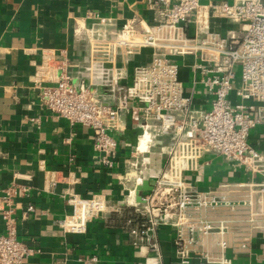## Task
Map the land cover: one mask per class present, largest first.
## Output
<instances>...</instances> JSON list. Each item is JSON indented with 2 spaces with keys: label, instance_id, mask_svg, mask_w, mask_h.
I'll return each mask as SVG.
<instances>
[{
  "label": "built area",
  "instance_id": "2783aa9c",
  "mask_svg": "<svg viewBox=\"0 0 264 264\" xmlns=\"http://www.w3.org/2000/svg\"><path fill=\"white\" fill-rule=\"evenodd\" d=\"M144 3L153 12L151 22L135 17L117 25L114 18L96 17L78 25L74 35L85 65L76 73L69 65L61 66L49 77L43 76L44 65L38 67L40 104L57 118L89 127L106 165L114 163L116 135L134 134L137 142L131 145L134 158L129 164L144 166L155 180L152 190L142 192L141 202L135 187L145 179L137 177L129 192L128 205L136 216L127 228L135 244L146 245L160 257L158 228L167 224L183 264L195 258L198 264H238L226 251H251L256 244L264 254V0ZM215 17L237 23L238 29L226 34L213 29L210 21ZM190 24L195 26L193 36ZM144 48L152 49L150 60L134 67L131 84L122 83L126 67L120 60ZM175 55L195 58L201 74L195 80L204 85L208 108L193 104L194 89L189 91L180 79L179 63L171 59ZM124 113L130 115V128L122 123ZM149 143L160 144L163 164L148 149ZM209 153L247 177L231 174L206 189L186 179L185 171H196ZM3 190L0 264H22L34 249L18 236L15 203L29 195L30 187L13 183ZM68 203L71 209L59 225L74 234L86 232L96 218L119 212L104 193L72 195ZM34 210L29 204L26 211ZM261 238L263 243H257Z\"/></svg>",
  "mask_w": 264,
  "mask_h": 264
},
{
  "label": "crops",
  "instance_id": "0c3cea01",
  "mask_svg": "<svg viewBox=\"0 0 264 264\" xmlns=\"http://www.w3.org/2000/svg\"><path fill=\"white\" fill-rule=\"evenodd\" d=\"M144 1L0 0V210L4 188L13 183L30 187L29 195L15 203L18 236L34 249L22 264H183L170 225L158 228L160 257L146 245L135 244L129 234L128 220L136 216L134 207L128 205L129 192L139 176L151 185L155 181L144 166L132 168L129 164L134 158L131 145L137 142L134 134L118 133L114 163H102L94 148L93 131L45 110L35 83L37 68L42 65L44 77L59 72L61 66L69 65L68 70L76 73L85 65L74 35L78 25L90 24L96 17L114 18L117 25L135 17L151 22L153 12ZM210 26L225 34L238 29L237 23L216 17L211 18ZM194 34L195 26L190 24L189 35ZM151 53V48H144L120 60L126 67L121 82L131 84L134 67L148 62ZM171 59L179 63V77L189 91L194 89L193 104L208 108L210 98L204 85L195 80L201 78L195 58L175 55ZM34 117L39 120H32ZM122 123L132 127L129 114L122 115ZM148 149L159 165L164 163L159 143H149ZM198 167L186 170L185 175L203 189L231 174L237 179L247 177L213 153L201 158ZM98 193H104L119 212L94 219L82 234L64 231L59 221L71 209L68 199ZM29 204L35 207L31 213L26 211ZM4 230L0 212V233ZM256 245L251 251L228 249L226 254L238 264H264L263 249ZM90 256L97 261L88 260ZM198 263L195 258L190 264Z\"/></svg>",
  "mask_w": 264,
  "mask_h": 264
},
{
  "label": "water",
  "instance_id": "95a60500",
  "mask_svg": "<svg viewBox=\"0 0 264 264\" xmlns=\"http://www.w3.org/2000/svg\"><path fill=\"white\" fill-rule=\"evenodd\" d=\"M150 123H156V124H159V122H155V121H151ZM140 130L139 129H136L134 130L135 133H138ZM133 141L135 142V136H134V139ZM153 186L150 184V182L148 180H144L142 182V184L138 185L135 187L136 189V194H137V202H141L143 201L142 199V192L143 191H150L152 190Z\"/></svg>",
  "mask_w": 264,
  "mask_h": 264
},
{
  "label": "bare ground",
  "instance_id": "6f19581e",
  "mask_svg": "<svg viewBox=\"0 0 264 264\" xmlns=\"http://www.w3.org/2000/svg\"><path fill=\"white\" fill-rule=\"evenodd\" d=\"M147 141H148V134L145 135L144 137H142V139H141L140 147H141L142 149H144V147H145Z\"/></svg>",
  "mask_w": 264,
  "mask_h": 264
},
{
  "label": "rangeland",
  "instance_id": "374dc122",
  "mask_svg": "<svg viewBox=\"0 0 264 264\" xmlns=\"http://www.w3.org/2000/svg\"><path fill=\"white\" fill-rule=\"evenodd\" d=\"M130 207H132V206H130Z\"/></svg>",
  "mask_w": 264,
  "mask_h": 264
}]
</instances>
